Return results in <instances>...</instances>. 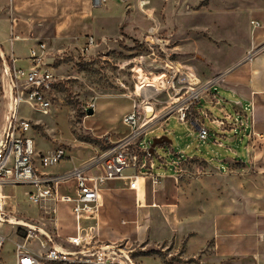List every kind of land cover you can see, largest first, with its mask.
Returning a JSON list of instances; mask_svg holds the SVG:
<instances>
[{
	"label": "rangeland",
	"instance_id": "1",
	"mask_svg": "<svg viewBox=\"0 0 264 264\" xmlns=\"http://www.w3.org/2000/svg\"><path fill=\"white\" fill-rule=\"evenodd\" d=\"M96 9L99 12V29L93 35L95 45L88 51L81 50L86 40L82 45L44 40L47 44L44 61L50 65L55 76L50 87L44 88L51 101L50 110L44 113L38 105L32 106L26 101L19 108V116L32 125L29 134L35 139L37 157L60 146L71 156L55 166H49L47 170L51 172H63L75 165L80 166L129 134L131 128L124 124L123 115L132 110L133 100L130 96L147 77L156 86H161L162 66L166 65L162 59L174 60L178 69L195 80L192 65L184 62L208 61L227 52L238 55L251 33L250 19H260L264 24V0H149L143 7L136 2L125 4L115 1ZM10 13L8 1L0 0V27L2 19L8 18ZM152 27L157 31L159 40L151 36ZM256 35L263 36L264 28L258 29ZM7 37L6 30L3 38ZM30 65L29 60L21 62L23 68ZM2 67L0 57L1 131L7 123L8 109L4 110V99L9 87L7 82L4 84ZM26 86L21 80V88ZM221 96L227 97L223 93ZM161 98L167 97L163 95ZM91 105L95 106V111L89 115L86 108ZM157 106L158 109L162 108ZM209 109L215 116L221 117L218 109L212 106ZM162 125L155 126L152 133L144 136L146 140L161 136L171 140V143L156 146L157 154L162 157L170 159L167 152L169 147L176 153L183 152L187 157L206 159L215 164L220 158L234 157L232 152L211 141L201 142L197 137L198 131L178 120L175 115ZM225 144L230 145L227 140ZM197 162L200 161H188L186 167L196 172ZM155 163L156 173L172 172L160 167L157 156ZM75 186L76 180L69 179L61 184L60 192L74 195ZM2 193L7 197L5 212L9 219L36 224L53 233L52 224L48 219L41 218L37 206L28 200V193L0 189ZM58 211L62 235L74 233L76 219L72 203L60 202ZM85 227L90 235H96L99 242L108 244L117 234L114 227L103 225L99 217L86 222ZM28 228L24 224L8 222L1 227L8 239L0 248V264H15L16 230L22 239ZM124 231L116 244L135 258L158 255L167 264H215L203 263L199 256L184 255L183 246H175L174 242L148 245L147 240L137 239L133 233ZM29 241L34 247L39 245L37 239Z\"/></svg>",
	"mask_w": 264,
	"mask_h": 264
},
{
	"label": "crops",
	"instance_id": "2",
	"mask_svg": "<svg viewBox=\"0 0 264 264\" xmlns=\"http://www.w3.org/2000/svg\"><path fill=\"white\" fill-rule=\"evenodd\" d=\"M7 1L11 13L2 19L0 27L2 71L4 84L7 82L9 86L5 111L11 89L4 68L12 66L13 59L15 66H21L23 60H29L30 47L45 39L82 45L88 35L96 34L99 29V12L92 0ZM256 20L262 25L253 29L250 24L251 33L238 55L227 52L208 61L184 62L193 67L192 87L199 88V106L207 109L211 106L212 92L202 87L214 80L218 93L227 95L223 98L228 111L246 108L253 111L256 136L229 140L231 150L225 149L234 157L220 158L216 164L191 157L188 161H200L196 163V172L186 167L182 174L158 173L161 177L157 183L141 177L136 189L130 188L128 181L109 182L101 192L97 216L103 225L114 227L117 233L109 244H116L122 231L128 230L137 239L147 240L148 245L174 242L175 246H183L184 255L199 256L203 263L264 264V35H256L264 24ZM6 30L9 37L3 38ZM181 80L179 76L178 81ZM207 141L214 144L211 139ZM0 189L26 194L31 188L5 184ZM61 230L58 211V230L46 248L76 249L67 243V237L75 232L63 236ZM15 242L24 243L19 238ZM30 242L25 244L26 248L39 258L46 249L40 242L35 247ZM14 253L17 264L18 256ZM134 260L136 264H167L158 255ZM43 264L55 263L44 260Z\"/></svg>",
	"mask_w": 264,
	"mask_h": 264
},
{
	"label": "built area",
	"instance_id": "3",
	"mask_svg": "<svg viewBox=\"0 0 264 264\" xmlns=\"http://www.w3.org/2000/svg\"><path fill=\"white\" fill-rule=\"evenodd\" d=\"M115 1L125 4L136 2L140 7L149 2V0H92L95 8ZM250 24L253 29L262 25L256 19H251ZM154 29L150 28L151 36L159 40ZM95 41L93 35H88L82 45V52L88 51L95 45ZM46 52L47 44L38 42L29 49L30 67L15 66L13 59V65L4 68V74L9 79L11 95L7 123L0 131V185L30 186L28 200L37 206L42 214L41 218L48 219L53 226L52 233L36 224L27 222L24 224L29 227L22 237L24 243L15 242L17 264H43L44 260L55 264H136L135 257L125 253L123 248L117 244H101L95 234L90 235L86 230L85 223L97 219L103 188L113 180L128 181L129 187L133 189L137 188L138 178L141 177H149L153 183L159 182L161 176L155 172L156 156L160 160L161 168L176 174L185 173L186 163L191 157H187L183 152L176 153L171 147L167 149L170 159L162 157L157 154V145L154 151H150L152 140H146L144 137L152 133L155 126L162 127V124L173 115L197 130V137L201 142L211 139L214 144L231 150V147L225 144V140H241L244 135L250 138L256 136L253 131L255 125L253 111L247 108L228 111L224 105L226 100L218 93L217 85L212 80L202 88L208 87L212 92L210 104L221 113V117L215 116L211 110L199 106V88L195 89L183 80L178 81L179 74L175 61L162 59L166 65H161L163 67L161 86H156L152 79L147 77L140 88L136 86L130 96L133 100L132 110L123 116L124 124L131 128L129 134L113 142L95 158L80 166L75 165L63 172H51L47 170L49 166H55L71 156L63 146H60L37 157L35 139L29 134L32 125L18 113L23 101L32 106L38 105L42 111L50 110L51 101L46 96L44 88L50 87L55 76L50 65L44 61ZM21 80L27 85L23 89ZM151 89L154 91L151 92ZM163 95L167 98L162 99ZM157 105L162 108L158 109ZM91 107L95 109L94 105ZM206 122L214 125V128L207 126ZM72 178L76 180L74 195L61 194V184ZM6 198V195L0 194V229L5 223H11L5 212ZM60 202L72 203L76 229L73 235L67 237V243L75 246L74 250H61L54 246L46 248L58 230ZM18 234L17 229L16 235L21 240V235ZM7 239L8 236L0 230V248H3ZM30 239H37L42 248L46 249L39 258L32 256L26 248L25 244Z\"/></svg>",
	"mask_w": 264,
	"mask_h": 264
},
{
	"label": "water",
	"instance_id": "4",
	"mask_svg": "<svg viewBox=\"0 0 264 264\" xmlns=\"http://www.w3.org/2000/svg\"><path fill=\"white\" fill-rule=\"evenodd\" d=\"M87 114L92 115L94 114V108L89 106L87 109ZM165 142H171V140L167 136L155 137L152 139V143L150 146V151H154L156 145L163 144Z\"/></svg>",
	"mask_w": 264,
	"mask_h": 264
},
{
	"label": "bare ground",
	"instance_id": "5",
	"mask_svg": "<svg viewBox=\"0 0 264 264\" xmlns=\"http://www.w3.org/2000/svg\"><path fill=\"white\" fill-rule=\"evenodd\" d=\"M177 70H178V74L180 75V76H182V78L184 79L183 81H185L188 85H191V86H193L194 85V83H195V80H192L190 77H189V75H188V73L187 72H185V71H181L180 69H178L177 68ZM151 92L152 91H154V90H150ZM10 92V91H9ZM10 94V93H9ZM9 96V95H8ZM150 107H151V105H149ZM150 111L152 110L151 108L149 109ZM48 111H44V113H47ZM11 221V223H19V224H23V222H21V220L20 221H15L14 220V218H11L10 219ZM25 224V223H24Z\"/></svg>",
	"mask_w": 264,
	"mask_h": 264
}]
</instances>
